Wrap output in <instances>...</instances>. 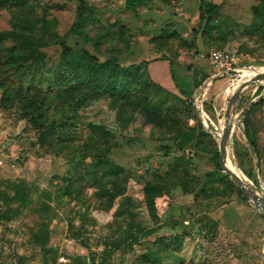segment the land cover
I'll use <instances>...</instances> for the list:
<instances>
[{"label":"rangeland","instance_id":"rangeland-1","mask_svg":"<svg viewBox=\"0 0 264 264\" xmlns=\"http://www.w3.org/2000/svg\"><path fill=\"white\" fill-rule=\"evenodd\" d=\"M86 2L87 18L78 28L77 0L0 2V31L14 25L34 27L26 32L44 43L43 62L27 72L26 83L47 86L61 72L62 39L72 56L87 51L99 61L139 65L126 73H94L102 92L80 105L78 121L87 136L92 125L98 126L99 135H108L113 144L108 155L122 171L114 176L119 185L130 177L128 191L141 199L146 187L156 222L174 217L182 227L143 238L134 252L116 254L111 264H264V80L246 86L232 102L247 80L264 75V0H145L133 8L126 0ZM209 2L216 8L206 23ZM214 49L243 54L250 69L217 73L209 61ZM204 75L208 78L194 88L193 80ZM198 121L212 133L201 131L194 147H180L179 133L197 128ZM227 126L225 158L251 185L254 199L240 196L235 181L217 168L220 158H213L216 151L221 154ZM29 128L25 119L0 109V191L18 178L40 189L53 181L73 190L76 171ZM247 133L257 143L256 152ZM82 185L75 195L98 221L88 231L92 248L99 249L111 220L109 212H103L109 199L99 198L91 181ZM68 211L69 206L61 207L60 216L67 217ZM208 211L219 221L214 232L211 223H198ZM5 212L0 197V264H19L20 257L23 264H61L66 254H88L69 239L65 221H53L54 231L43 250L32 237L38 218L30 208L1 216ZM191 215L190 223L184 222Z\"/></svg>","mask_w":264,"mask_h":264},{"label":"trees","instance_id":"trees-1","mask_svg":"<svg viewBox=\"0 0 264 264\" xmlns=\"http://www.w3.org/2000/svg\"><path fill=\"white\" fill-rule=\"evenodd\" d=\"M77 1L79 15L74 25L78 28L85 23L89 6L86 0ZM143 1L145 0H126V4L129 8H133L136 3ZM0 2L20 5L25 0ZM215 8L214 3H207L206 23L211 21ZM256 12L262 14V9L258 8ZM32 28L34 27L21 29L14 25L12 29L0 31V88L2 89L0 109L11 110L25 119L29 129L36 132L39 142L48 147L47 149L51 150L54 156L65 158L72 166L77 173L75 182L78 185H75L73 190H70L71 185H68L64 190L60 184L52 181L47 188L40 189L25 178L8 181L7 188L0 191V197L6 206V212L1 216L20 213L30 208L38 218L32 229V237L43 250H46V244L50 240L53 221H65L68 237L85 247L88 254L75 256L66 254L67 261L61 264H88V260L90 264H111L116 254L125 256L134 252L135 246L140 245L143 238L156 233L164 225L182 224L181 220L176 218L156 222L148 204L146 187H144L145 203L151 222L149 224L143 221L138 211V202L126 195L130 177L126 178L124 186H120L114 177L120 175L122 171L108 155L113 146L108 135H99L98 126L92 125L91 133L87 136L81 130L78 121L80 105L101 95L102 91L94 78V73H126L129 68H136L139 65L125 67L110 59L99 61L87 51H83L81 56H72L71 47L62 39L60 41L63 48L61 72L47 86L26 83L24 78L27 72L36 69L43 62L40 47L44 46V43L26 32ZM8 41H13V45H8ZM74 59L79 63L82 62V66H77ZM146 62L143 61L141 64ZM170 65V72L174 75L173 62ZM207 78L208 75H204L200 80H193V87H199ZM86 86L89 88H85ZM262 100L263 98L260 102H263ZM197 124V128L179 133L182 142L180 147H194L197 135L201 131L212 133L201 121ZM247 139L256 152V141L252 140L248 133ZM88 158H92L90 162L87 161ZM213 158L218 161L220 152L216 151ZM216 166L220 168L219 162H216ZM84 180L93 183L98 189L99 198L109 199L108 210L112 208L117 198H123V202L119 203L114 212L113 220L108 223V233L98 244L99 249L92 248L90 231H88V227L96 226L97 222L87 208L81 207V201L75 195L83 190ZM239 195L243 197L241 191ZM65 206H69L67 217H61L59 210ZM217 224L216 221H212L211 225L208 223L204 225H210L209 230L214 232ZM47 250L50 251L48 248ZM19 264H23L21 257Z\"/></svg>","mask_w":264,"mask_h":264},{"label":"crops","instance_id":"crops-1","mask_svg":"<svg viewBox=\"0 0 264 264\" xmlns=\"http://www.w3.org/2000/svg\"><path fill=\"white\" fill-rule=\"evenodd\" d=\"M143 193H144V198L143 199H141V198H137V197H135V195L134 194H132V193H130L129 191H128V184H127V192H126V195L127 196H131V197H133V199H135L137 202H138V205H139V207H138V211L140 212V215H141V217H142V219H143V221H145L146 223H149L150 224V218H149V214H148V211H147V207H146V203H145V190L143 191ZM120 202H123V198H117L116 200H115V202H114V204H113V206H112V208L110 209V210H103V212L105 211V212H109V215H110V217H111V220L109 221V222H111L112 220H113V217H114V212H115V210L117 209V207H118V205H119V203ZM187 210H190L191 212H192V214H194L193 213V211H192V208L190 207V205L187 207ZM212 213L210 212V211H208L207 213H205V217H201V219H198V220H200V221H198V223L200 222V223H212V221H216L217 223L219 222L217 219H215V217H213L212 215H211ZM194 216V215H193ZM192 215L189 217V219L187 220V219H184V222L185 221H187L188 223H190V221L192 220L191 218L193 217ZM95 220H96V222L98 223V221H97V219H96V217L95 216H92ZM178 217V216H177ZM174 218V217H173ZM211 221V222H210ZM51 227H52V225H51ZM179 227H182V224L180 223V224H178L177 226L175 225V226H173V225H171V223L170 224H168V225H164L163 227H161L158 231H163V230H166V229H170V230H176L177 228H179ZM66 228H67V226H66ZM53 231H54V229H53V227H52V232H51V235H52V233H53ZM157 231V232H158ZM51 235H50V237H51ZM70 239V238H69ZM71 240H73V239H71ZM75 241V240H74ZM76 242V241H75ZM81 245V244H80ZM82 246V245H81ZM83 247V246H82ZM85 248V247H84ZM75 256V255H74Z\"/></svg>","mask_w":264,"mask_h":264},{"label":"built area","instance_id":"built-area-1","mask_svg":"<svg viewBox=\"0 0 264 264\" xmlns=\"http://www.w3.org/2000/svg\"><path fill=\"white\" fill-rule=\"evenodd\" d=\"M245 56L241 53L230 52L221 49H214L209 54V61L217 69V73H229L237 70H249L244 64Z\"/></svg>","mask_w":264,"mask_h":264},{"label":"water","instance_id":"water-1","mask_svg":"<svg viewBox=\"0 0 264 264\" xmlns=\"http://www.w3.org/2000/svg\"><path fill=\"white\" fill-rule=\"evenodd\" d=\"M259 80H264V75L262 76H258V77H254L253 79H249L247 80L239 89L238 91L235 93L232 102L237 100L239 93L249 84L253 83V82H257ZM231 108V105L228 109V116H229V110ZM229 126L226 127L225 130V134L224 137L222 139V148H221V154H220V167L223 169V171H225V173L227 175H229L234 181L235 183L239 186L240 191L246 196V197H251L252 199H254L255 197V192L252 189L251 185L246 182L239 174H237L235 171H233L227 163V160L225 158V148H224V141L227 140L228 137V133H229Z\"/></svg>","mask_w":264,"mask_h":264}]
</instances>
